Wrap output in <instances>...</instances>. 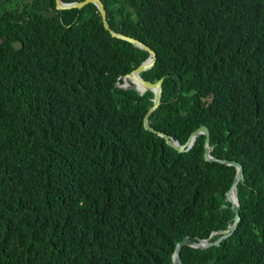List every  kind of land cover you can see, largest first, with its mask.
<instances>
[{"label": "trees", "instance_id": "16d2710c", "mask_svg": "<svg viewBox=\"0 0 264 264\" xmlns=\"http://www.w3.org/2000/svg\"><path fill=\"white\" fill-rule=\"evenodd\" d=\"M17 1L0 0V264H173L226 230L236 169L203 135L169 147L143 126L153 93L115 86L149 54L92 4ZM101 2L155 52L141 78L165 77L149 125L181 145L207 127L242 167L234 232L181 264H264V0Z\"/></svg>", "mask_w": 264, "mask_h": 264}, {"label": "water", "instance_id": "95a60500", "mask_svg": "<svg viewBox=\"0 0 264 264\" xmlns=\"http://www.w3.org/2000/svg\"><path fill=\"white\" fill-rule=\"evenodd\" d=\"M88 4H92L93 6H95L99 16L101 17V21L103 23L104 28L107 31H109L111 37L131 43L134 47L141 49L149 54L148 58L145 61H143L135 70L123 76V78L122 77L118 78V80L122 79L123 81L122 84L116 83L115 85L116 87L120 89H128V90L135 91L139 95H143L145 92H148V91L153 93L154 96L152 100V106L148 109L146 115L143 118L144 129L150 133H154L157 136L163 138L165 140V143L169 147H171L172 149H174L175 151L179 153L187 152L193 146L196 137L199 135H203L205 137V145H204L205 161L216 162V163L223 164L226 166L234 167L236 169V174L231 184V187L225 195L226 204H223L221 206L222 209H226L228 207L227 204H230L231 211L234 214L232 223H230L227 226V229L224 231L212 232L211 235L207 239H201V240L195 241V240L188 239L187 237H185L180 242H178L175 245L173 253H172V263L181 264L180 251L182 247L186 246V247H190L193 249L205 250L212 246H218L220 242L226 240L234 232L236 225L240 220L239 203H238L237 194H236L235 199H233L230 196V193L232 192L233 189L236 190L237 183L243 180L242 167L239 163L235 161H229L226 159H217L211 156V153H210L211 150L208 146L209 130L207 127L201 126L199 129H197L190 135L186 143L181 145L177 141H172L165 134L155 131L149 125L150 115L158 108L161 102L162 80L163 79H160L157 82L151 83V82L144 81L140 77V74L153 67L155 63V52L152 49H150L148 46L138 42L137 40L111 30L107 22L106 11L104 9V5L101 2V0H84L81 2H72V3H64L61 0H55V8L57 11L71 10V9L79 10ZM214 236H218V237L215 240H213Z\"/></svg>", "mask_w": 264, "mask_h": 264}, {"label": "rangeland", "instance_id": "374dc122", "mask_svg": "<svg viewBox=\"0 0 264 264\" xmlns=\"http://www.w3.org/2000/svg\"><path fill=\"white\" fill-rule=\"evenodd\" d=\"M29 0H18L16 3H15V5H14V7L12 8V9H15V8H20L21 7V5L23 4V3H26V2H28ZM155 130V129H154ZM156 131V130H155Z\"/></svg>", "mask_w": 264, "mask_h": 264}, {"label": "bare ground", "instance_id": "6f19581e", "mask_svg": "<svg viewBox=\"0 0 264 264\" xmlns=\"http://www.w3.org/2000/svg\"><path fill=\"white\" fill-rule=\"evenodd\" d=\"M230 196H231L233 199H235V197H236V190H235V189L232 190V192L230 193Z\"/></svg>", "mask_w": 264, "mask_h": 264}, {"label": "clouds", "instance_id": "9594fccd", "mask_svg": "<svg viewBox=\"0 0 264 264\" xmlns=\"http://www.w3.org/2000/svg\"><path fill=\"white\" fill-rule=\"evenodd\" d=\"M148 58V57H147ZM145 61V60H144ZM148 71V70H147ZM146 72V71H145ZM141 77V76H140ZM123 78V77H122ZM165 77H163V78H161V79H164ZM145 81V80H144ZM159 81V80H158ZM122 79H121V83H119V81L117 82V83H119V84H122ZM148 82V81H147ZM162 82H163V80H162ZM152 83V82H151ZM146 93V92H145ZM154 96V95H153ZM153 100V99H152ZM209 146V145H208ZM190 150V149H189ZM211 150V149H210Z\"/></svg>", "mask_w": 264, "mask_h": 264}]
</instances>
